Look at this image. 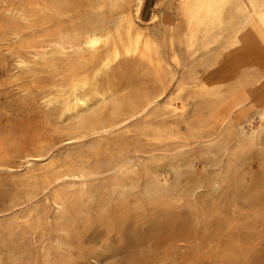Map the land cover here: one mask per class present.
Returning <instances> with one entry per match:
<instances>
[{"label":"rangeland","instance_id":"rangeland-1","mask_svg":"<svg viewBox=\"0 0 264 264\" xmlns=\"http://www.w3.org/2000/svg\"><path fill=\"white\" fill-rule=\"evenodd\" d=\"M200 1L0 0V264H264V28ZM129 30L158 58L68 111Z\"/></svg>","mask_w":264,"mask_h":264},{"label":"bare ground","instance_id":"bare-ground-1","mask_svg":"<svg viewBox=\"0 0 264 264\" xmlns=\"http://www.w3.org/2000/svg\"><path fill=\"white\" fill-rule=\"evenodd\" d=\"M132 1L135 5V13L139 17L145 0ZM234 1L237 2L238 6L246 10L250 15L258 16L260 23L264 28V13L262 10L264 6V0H206L204 2L200 1L194 4L197 13L203 14V18L201 19V21H199L200 24L202 22L205 27L210 28L215 22L221 19L225 6ZM155 14L156 13H154L153 18L151 19H155ZM125 23L128 29H130V27L132 28L134 22L131 19L130 14L126 16ZM101 41L102 39L99 38L90 39L91 46L94 48ZM116 43H119V41L117 40ZM124 43L125 44L122 47H115L109 49L108 56L106 57V59L103 60V64L98 71H95L93 73H87L83 76H80L78 74L74 75L70 83V88L75 95L72 100H68L66 102V109L68 111L74 109V107L77 105H87L89 101L96 95L100 96L103 99H109L115 95V92L110 82L111 74L108 71L110 65L115 60H117L118 57L127 53H137L149 57L151 60H156L158 58V52L155 43L152 40H149V38L144 36V34L142 33L133 35L132 31L129 30L128 37L126 38ZM52 45L58 47V49L61 48L63 51V49H66L68 47L73 49L78 48L80 46V42L77 38L73 36L60 35L52 43ZM103 69L107 70L108 78V82L104 85H102L101 80Z\"/></svg>","mask_w":264,"mask_h":264}]
</instances>
